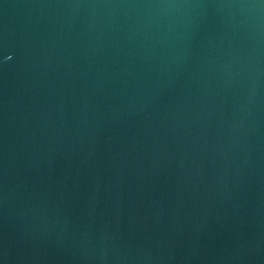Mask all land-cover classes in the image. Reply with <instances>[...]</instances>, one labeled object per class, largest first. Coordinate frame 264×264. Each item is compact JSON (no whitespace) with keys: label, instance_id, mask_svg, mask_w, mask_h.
<instances>
[{"label":"water","instance_id":"95a60500","mask_svg":"<svg viewBox=\"0 0 264 264\" xmlns=\"http://www.w3.org/2000/svg\"><path fill=\"white\" fill-rule=\"evenodd\" d=\"M0 264H264V0H0Z\"/></svg>","mask_w":264,"mask_h":264}]
</instances>
